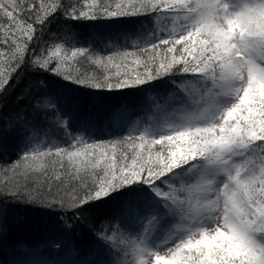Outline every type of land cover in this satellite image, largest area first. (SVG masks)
<instances>
[{"label": "trees", "instance_id": "16d2710c", "mask_svg": "<svg viewBox=\"0 0 264 264\" xmlns=\"http://www.w3.org/2000/svg\"><path fill=\"white\" fill-rule=\"evenodd\" d=\"M258 1L251 35L264 31ZM197 2L0 0V264H123L143 211L154 232L177 219L219 145L210 130L162 137V118L200 108L236 64L227 33H185ZM240 105L228 132L259 128L236 179L262 170L250 216L264 232V94ZM223 239L199 264H255Z\"/></svg>", "mask_w": 264, "mask_h": 264}, {"label": "rangeland", "instance_id": "374dc122", "mask_svg": "<svg viewBox=\"0 0 264 264\" xmlns=\"http://www.w3.org/2000/svg\"><path fill=\"white\" fill-rule=\"evenodd\" d=\"M197 3L199 10L192 22L185 20L188 22L185 33L203 26L210 33L215 30L217 37L223 38L227 33L235 47L236 64L226 74L223 87L200 108L195 105L167 108L161 121L162 137L187 134L195 129L210 130L219 149L183 187L188 198L176 213V220L154 232V217L142 212L131 260L123 264H160V260L177 262L179 258L199 264L200 254L211 258L215 248H219L215 247L217 241L223 238L234 239L247 249L249 260L254 256L255 264H264V232L255 228L258 225L250 216L251 199L260 193V187L251 185L261 184L262 170L258 167L242 175L246 181L240 182L241 187L236 179L248 160L243 153L239 155L242 142L255 137L259 126L247 130L240 125L236 133L228 132L231 128L235 130L232 117L241 108L240 102L264 94V31L256 35L248 33L254 6L260 3L258 0H198ZM261 16L257 20H264V14ZM252 28L256 31L257 26L253 24ZM162 137L157 135V139ZM258 211L261 213L264 208L259 207Z\"/></svg>", "mask_w": 264, "mask_h": 264}]
</instances>
